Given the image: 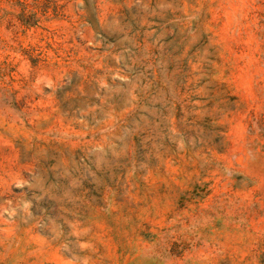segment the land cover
I'll return each mask as SVG.
<instances>
[{"label": "rangeland", "instance_id": "obj_1", "mask_svg": "<svg viewBox=\"0 0 264 264\" xmlns=\"http://www.w3.org/2000/svg\"><path fill=\"white\" fill-rule=\"evenodd\" d=\"M0 264H264V0H0Z\"/></svg>", "mask_w": 264, "mask_h": 264}]
</instances>
